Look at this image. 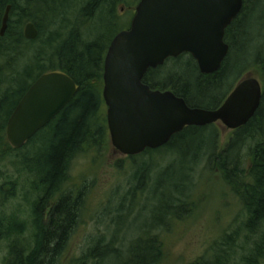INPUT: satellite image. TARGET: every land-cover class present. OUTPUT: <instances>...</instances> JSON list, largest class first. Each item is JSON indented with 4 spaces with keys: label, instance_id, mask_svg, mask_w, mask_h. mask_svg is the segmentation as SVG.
Listing matches in <instances>:
<instances>
[{
    "label": "trees",
    "instance_id": "obj_1",
    "mask_svg": "<svg viewBox=\"0 0 264 264\" xmlns=\"http://www.w3.org/2000/svg\"><path fill=\"white\" fill-rule=\"evenodd\" d=\"M120 1L0 0V27L10 5L6 28L0 34V156L18 151L6 138V122L38 76L62 70L78 86L73 98L20 148L23 151L37 145L33 156H26V150L19 156L20 164L34 176L32 188L37 190V196L30 209L29 223L15 215L0 217V239L8 240L4 264H54L78 223L84 192L80 187L74 192L62 188L67 185L73 158L91 145L100 146L108 132L105 113L101 111L103 59L117 33L114 29L120 20L117 18ZM262 2L243 0L240 12L225 29L224 40L229 49L217 71L201 73L191 55L182 53L149 68L143 77L151 88L170 89L187 105L205 109L222 104L242 78L250 57L263 79L259 107L244 125L231 130L221 147L219 125L212 123L186 126L166 144L142 152L150 158L164 150L179 153L180 167L172 168L168 179L178 171L191 173L203 159L207 170L223 179L241 206L244 219L238 228L224 238L214 239L204 254L189 264H231L237 248L242 251L239 264H264V45L263 52L259 49L264 43ZM253 14L257 22L252 24ZM97 20L103 25L93 33L89 27ZM29 21L38 31L34 39H26L23 34ZM160 169L159 161L156 166L151 161L137 166L133 173L135 186L146 189L148 186L141 185L144 174L149 171L148 178L152 171L155 176ZM168 185L174 191L163 209L153 212L156 223L146 236L134 237L123 249L114 246V241H118L115 238L106 243L102 237L98 238L70 264H162L161 234L173 220L186 217L191 204L190 198L186 199V190L177 189V180ZM117 210L118 215L122 206ZM27 224L31 225V231L24 239ZM242 232L243 245H234Z\"/></svg>",
    "mask_w": 264,
    "mask_h": 264
},
{
    "label": "water",
    "instance_id": "obj_2",
    "mask_svg": "<svg viewBox=\"0 0 264 264\" xmlns=\"http://www.w3.org/2000/svg\"><path fill=\"white\" fill-rule=\"evenodd\" d=\"M243 0H139L128 28L110 41L103 61L102 98L112 146L124 155L155 149L186 126L220 122L228 129L244 125L262 98V84L244 75L215 109L191 107L171 90L151 89L143 82L149 68L169 57L188 53L201 73L217 71L229 45L225 29L241 10ZM10 5L2 17L7 25ZM26 39L38 31L27 22ZM74 80L62 70L38 76L22 95L6 122V138L21 148L74 96Z\"/></svg>",
    "mask_w": 264,
    "mask_h": 264
},
{
    "label": "rangeland",
    "instance_id": "obj_3",
    "mask_svg": "<svg viewBox=\"0 0 264 264\" xmlns=\"http://www.w3.org/2000/svg\"><path fill=\"white\" fill-rule=\"evenodd\" d=\"M135 2L136 0H121L117 3V18L120 20L114 31L118 32L129 26ZM262 7L264 12V0ZM76 9L78 11V7ZM257 10L259 12V9ZM255 16L256 14H253L252 24L257 22ZM102 25L97 20L89 28L95 33L98 29L101 30ZM263 45L264 43L259 48L262 52ZM255 67L257 68L250 57L245 69L242 70V77L250 74L262 83L259 68ZM101 111L103 114L106 112L105 105L101 107ZM218 131V144L221 147L229 139L231 130L220 124ZM104 139L100 146L87 147L70 162L67 185L62 189L74 192L75 188L80 187L84 197L78 223L74 226L62 255L55 259L54 264H70L84 249L101 237L105 243L115 238L118 241H114V246L123 249L134 237L146 236L156 223L153 212L161 211L174 191L173 187L168 185L174 180L179 183L177 189L186 190V199L190 198L191 204L187 216L173 220L161 234L162 264H189L204 254L214 239L224 238L236 230L244 219L235 195L217 173L207 170L203 159L194 165L191 173L178 171L168 179L172 168L180 167L178 161L181 159L178 152L168 153L164 150L161 155L154 154L152 158L145 153L127 156L112 146L109 132L105 134ZM36 147L37 145H31L29 149L25 148L23 151L26 150V156L30 154L33 156ZM4 151L5 148H2L1 152ZM20 151L21 149H18L0 156V217L8 218L15 215L29 223L30 209L36 200L37 190L32 188L33 174L20 164L19 156L21 157L23 153ZM149 161L153 162L154 166L156 161H159L161 169L155 176L152 171L148 178L146 176L149 171L144 174L141 185L148 187L139 190L135 186L134 170L143 162ZM186 163L189 164L188 161ZM166 168L165 174L160 177ZM182 176L185 177L184 180H181ZM119 205L122 206V210L117 215ZM27 225L28 228L22 236L24 239H27L31 231V225ZM243 242L242 232L234 245H243ZM7 246L8 240L0 239V264H4ZM236 251L237 253L232 254L231 264H239L238 259L242 251L239 248Z\"/></svg>",
    "mask_w": 264,
    "mask_h": 264
},
{
    "label": "flooded vegetation",
    "instance_id": "obj_4",
    "mask_svg": "<svg viewBox=\"0 0 264 264\" xmlns=\"http://www.w3.org/2000/svg\"><path fill=\"white\" fill-rule=\"evenodd\" d=\"M151 89H155V88H151ZM160 90H162V91H163V90H167V89H160Z\"/></svg>",
    "mask_w": 264,
    "mask_h": 264
}]
</instances>
